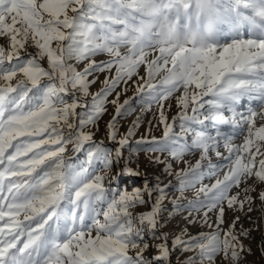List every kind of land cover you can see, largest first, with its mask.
<instances>
[{
	"label": "rangeland",
	"instance_id": "374dc122",
	"mask_svg": "<svg viewBox=\"0 0 264 264\" xmlns=\"http://www.w3.org/2000/svg\"><path fill=\"white\" fill-rule=\"evenodd\" d=\"M0 264H264V0H0Z\"/></svg>",
	"mask_w": 264,
	"mask_h": 264
},
{
	"label": "trees",
	"instance_id": "16d2710c",
	"mask_svg": "<svg viewBox=\"0 0 264 264\" xmlns=\"http://www.w3.org/2000/svg\"><path fill=\"white\" fill-rule=\"evenodd\" d=\"M26 93L28 94L29 97L36 95L34 92H30L28 90L26 91Z\"/></svg>",
	"mask_w": 264,
	"mask_h": 264
},
{
	"label": "bare ground",
	"instance_id": "6f19581e",
	"mask_svg": "<svg viewBox=\"0 0 264 264\" xmlns=\"http://www.w3.org/2000/svg\"><path fill=\"white\" fill-rule=\"evenodd\" d=\"M212 119V118H211ZM208 120V119H205V121ZM212 121V120H211ZM225 228V227H224Z\"/></svg>",
	"mask_w": 264,
	"mask_h": 264
}]
</instances>
